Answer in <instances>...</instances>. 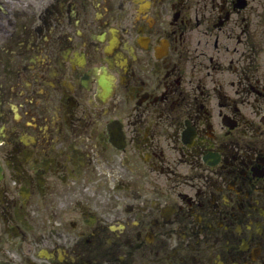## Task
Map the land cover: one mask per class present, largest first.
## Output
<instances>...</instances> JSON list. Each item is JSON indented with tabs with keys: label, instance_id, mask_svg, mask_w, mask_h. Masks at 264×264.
Returning a JSON list of instances; mask_svg holds the SVG:
<instances>
[{
	"label": "flooded vegetation",
	"instance_id": "af4514ba",
	"mask_svg": "<svg viewBox=\"0 0 264 264\" xmlns=\"http://www.w3.org/2000/svg\"><path fill=\"white\" fill-rule=\"evenodd\" d=\"M0 85V264H264V0H0Z\"/></svg>",
	"mask_w": 264,
	"mask_h": 264
},
{
	"label": "rangeland",
	"instance_id": "374dc122",
	"mask_svg": "<svg viewBox=\"0 0 264 264\" xmlns=\"http://www.w3.org/2000/svg\"><path fill=\"white\" fill-rule=\"evenodd\" d=\"M104 168H107V169H110L109 166H107L106 164L103 165ZM128 172H125V175L127 174ZM125 178V177H124Z\"/></svg>",
	"mask_w": 264,
	"mask_h": 264
}]
</instances>
